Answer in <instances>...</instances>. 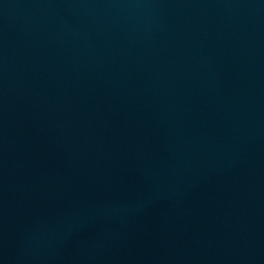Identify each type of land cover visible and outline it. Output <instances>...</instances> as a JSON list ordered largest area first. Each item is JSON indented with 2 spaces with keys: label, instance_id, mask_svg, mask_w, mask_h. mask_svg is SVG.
<instances>
[{
  "label": "water",
  "instance_id": "95a60500",
  "mask_svg": "<svg viewBox=\"0 0 264 264\" xmlns=\"http://www.w3.org/2000/svg\"><path fill=\"white\" fill-rule=\"evenodd\" d=\"M0 264H264V0H0Z\"/></svg>",
  "mask_w": 264,
  "mask_h": 264
}]
</instances>
